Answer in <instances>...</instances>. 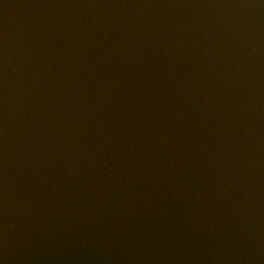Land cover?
Here are the masks:
<instances>
[{
    "label": "water",
    "instance_id": "obj_1",
    "mask_svg": "<svg viewBox=\"0 0 264 264\" xmlns=\"http://www.w3.org/2000/svg\"><path fill=\"white\" fill-rule=\"evenodd\" d=\"M0 264H264V0H0Z\"/></svg>",
    "mask_w": 264,
    "mask_h": 264
}]
</instances>
